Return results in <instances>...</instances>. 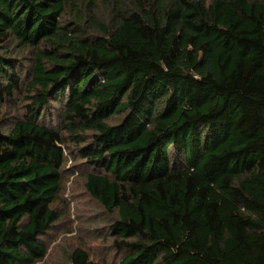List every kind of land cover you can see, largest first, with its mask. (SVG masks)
<instances>
[{
  "label": "trees",
  "instance_id": "1",
  "mask_svg": "<svg viewBox=\"0 0 264 264\" xmlns=\"http://www.w3.org/2000/svg\"><path fill=\"white\" fill-rule=\"evenodd\" d=\"M16 99L0 264L45 257L66 151L117 264H264V0H0V107Z\"/></svg>",
  "mask_w": 264,
  "mask_h": 264
},
{
  "label": "rangeland",
  "instance_id": "2",
  "mask_svg": "<svg viewBox=\"0 0 264 264\" xmlns=\"http://www.w3.org/2000/svg\"><path fill=\"white\" fill-rule=\"evenodd\" d=\"M10 106L11 109L0 107V118L21 115L22 107L18 99ZM42 119L51 127L59 126L54 109L46 110ZM66 153L62 188L53 205L60 218L39 237L47 251L45 257L35 264H70L69 256L76 248L84 249L89 259L98 264H117L123 251L113 245V237L108 232L110 218L84 188L85 174L93 169L76 154L69 156L70 153Z\"/></svg>",
  "mask_w": 264,
  "mask_h": 264
}]
</instances>
